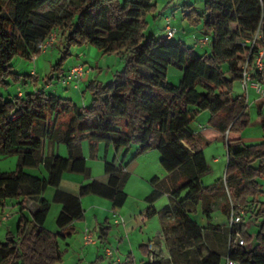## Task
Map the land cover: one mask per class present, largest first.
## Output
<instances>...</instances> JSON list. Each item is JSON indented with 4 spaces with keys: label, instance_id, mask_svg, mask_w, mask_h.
I'll return each instance as SVG.
<instances>
[{
    "label": "trees",
    "instance_id": "trees-1",
    "mask_svg": "<svg viewBox=\"0 0 264 264\" xmlns=\"http://www.w3.org/2000/svg\"><path fill=\"white\" fill-rule=\"evenodd\" d=\"M156 6L155 0H0V85H8L10 78L22 79L12 70L13 56L27 60L38 56L52 32L59 37L62 55L44 78L48 82L63 75L57 71L71 45L91 44L103 53L120 54L124 61L110 81L87 84L92 92L88 107L47 95L42 88L8 98L0 94V156H17L13 170L0 172V206L7 198L16 199L20 206L15 231L8 230L0 242V264H58L63 254L59 240L72 235L73 220L83 217L81 196L94 194L108 199L113 207L123 205L127 164L104 160L108 181L91 179L80 185L76 196L57 191L54 200L62 197L63 202L55 219L58 230L45 228L50 202L42 194L47 187L57 188L64 172L90 178L81 151L84 139L91 148L103 141L118 151L135 141L137 153L159 151L160 164L168 174L152 183L168 195L169 203L159 210L149 204L140 213L144 218L157 214L162 235L167 229L179 230L171 254L187 252L188 244L199 242L207 228L190 215L187 206L202 202L207 224L220 234L222 225L211 221V204L222 191L232 205L222 208L226 222L231 211L242 210L259 222L258 230L253 237L242 222L228 225L227 251L210 250L199 264H222L223 257L235 264H264V95L255 100L261 139L247 143L241 136L250 121L247 96L232 93L233 82L243 77L244 63L249 64L264 48V0H204L201 10L183 4L182 19L189 26H199L208 37L209 51L201 53L181 40L173 41V35H146L144 15L153 13ZM256 31L259 37L251 47L248 43ZM170 65L181 70L177 85L167 81ZM28 76L36 88L39 78ZM254 76L264 84V70ZM204 110L210 113L207 126L225 140L227 150L223 178L207 185L201 181L208 170L204 142L190 127ZM45 140L63 143L67 155L51 153L43 158ZM42 162L47 175L25 171ZM26 200H31L29 217L22 212ZM104 229L97 233L100 242L107 234ZM235 232L254 245H239ZM141 248L147 252V247Z\"/></svg>",
    "mask_w": 264,
    "mask_h": 264
},
{
    "label": "rangeland",
    "instance_id": "rangeland-1",
    "mask_svg": "<svg viewBox=\"0 0 264 264\" xmlns=\"http://www.w3.org/2000/svg\"><path fill=\"white\" fill-rule=\"evenodd\" d=\"M119 1L122 2L123 0ZM155 1L157 3L155 11L144 15L148 23L145 31L146 35H153L157 38L162 36L164 33V20L168 18L175 28L173 41L181 40L188 46H194L199 53L209 51V44L201 41L205 36L201 32L200 27L189 26L186 22V26L183 25L181 11L183 3H191L197 10H201L204 5V0ZM172 1H177L180 4L173 6L171 5ZM183 26H185V28H183ZM206 38L208 39V37ZM61 55L59 37L56 38L54 44L49 45L46 50L36 56L35 60H27L20 55H14L11 61L12 70L19 73L22 79L16 82L10 78L8 80V85L1 84L0 94L8 98L16 96L20 90L23 93L34 90L35 87L33 86L31 77L28 76L31 74L39 78L36 89L43 88L47 95L65 97L71 99V101L79 107H88L92 101V92L87 84L91 80L102 83L110 81L114 78L115 73L122 68L124 63L120 54L103 53L91 44H75L70 46L69 54L63 59L60 65L61 68L57 72L65 75L72 66L81 65L83 68L82 76L69 84L62 82L63 75L59 79L55 76L52 78L51 82L46 81L44 78L46 75H50L52 66H55V63L59 61ZM166 78L168 82L177 85L181 78V70L170 65L167 70ZM251 78L258 80L254 75H252ZM23 79L27 81L24 82ZM232 93L234 95L243 93L239 81L233 82ZM259 95L260 94L252 88H249L247 91V111L250 115V121L241 133L242 140L247 143L259 141L262 136V129L257 123L258 115L254 104V98ZM209 115V111H201L197 114L192 123H190V127L195 132L196 136L204 142L203 153L208 166L207 172L201 177V181L204 185L210 184L218 178H223L227 162L225 140L207 126ZM45 142L48 144L47 140ZM101 144L102 147H98V144L96 147L91 148L88 139L81 141V151L86 160V165L90 169V178H86L82 174L65 172L63 181L60 183V188L73 193V191H76L80 181L87 183L91 179L99 180L102 177L104 174V159L108 161L112 159L114 147L111 144L109 145L110 149L105 158L106 145L103 141H101ZM55 145L57 146V144ZM58 145H60L63 151L62 154H66L67 149L65 145L63 143H58ZM137 149L138 143L135 141L130 143L128 149H122L123 153L121 157L124 159V163L132 161L137 163L136 165H134L133 162L130 164L129 176L124 184L127 198L121 206V212L117 215V217L121 215L123 219H126L125 217H128V215L130 218L138 215L140 210L149 204L148 200H150L157 209H161L164 205L169 203L168 195L161 192L152 183L154 178L163 180L168 174L160 164L161 155L159 151L152 148L146 152L137 153ZM16 161V155L0 156V171H10L14 169ZM25 170L37 175L46 174L43 164L37 167H27ZM55 189L57 188L49 186L42 194L43 197L50 202V208L44 222L45 228L50 231L56 230L54 218L58 213V203L54 200ZM7 199V206H11L10 202L12 201L10 200L14 198ZM13 202H15V200ZM81 203L84 209L83 217L74 221L75 228L72 235L64 240H59V245L63 254L58 264H108L109 262L107 263L106 257L109 258V256L105 257L103 252L105 247L111 249L115 257H122L120 260H125V256H127L128 253H132L136 263H139L140 259L143 257L145 258L141 248V245L144 243H147V245L151 244L149 257L146 259L147 261L160 260L162 264H199L200 258L205 256L210 250L226 252L231 239L229 233L230 228L226 222L227 217L222 212V208L226 205L232 206L227 192L220 191L214 197L211 204V221L212 223L222 225L220 234L216 233L212 227L207 224L202 211L204 207L202 202H199L194 207L187 206V208L190 209V215L197 220L200 225L207 228L202 232L199 242L195 241L194 243L188 244L187 252H174L175 254H171L170 249L175 250L178 242L177 235H180V232L179 230L172 231L167 229L165 234L162 235L160 232L157 236L160 229L159 222L161 221L157 214L150 218H146L140 228L135 227L131 232H127V234L123 233L121 230L117 231L116 227L120 226L113 224V229L107 234V240L104 242V245L101 244L98 239L96 244L84 245L82 230L85 227L91 230L94 228L98 229L99 226L97 222L104 223L105 217L111 215L110 211L112 208L108 199L94 194L82 196ZM14 205L17 207L18 203H14ZM6 210L10 211L14 217L15 224L9 225L13 228V231H15L16 222L19 217V213L16 212L17 208L9 209L8 207ZM258 223L259 222L255 220L254 217L243 214L242 224L246 232L253 237L258 230ZM3 225L0 226V241L4 239ZM244 243L247 248L254 245V242ZM100 256H103V258L101 259ZM221 263L226 264V257L221 259Z\"/></svg>",
    "mask_w": 264,
    "mask_h": 264
},
{
    "label": "crops",
    "instance_id": "crops-1",
    "mask_svg": "<svg viewBox=\"0 0 264 264\" xmlns=\"http://www.w3.org/2000/svg\"><path fill=\"white\" fill-rule=\"evenodd\" d=\"M178 4H180L179 2H177V1H172V3H171V5H178ZM183 4H185V3H183ZM182 9V8H181ZM182 21H183V25H185L186 26V24H185V20L184 19H182ZM171 25H172V23H171ZM173 26V25H172ZM185 26H183V28H185ZM174 35V34H173ZM200 40V39H199ZM201 40H203V39H201ZM195 50H196V48H195ZM40 88H35L34 90H36V91H38ZM43 89V88H42ZM19 94H23V92L20 90V91H18V93H17V95H19ZM257 97L258 96H256V98H254V104H255V100L257 99ZM257 123L259 124V117H258V120H257ZM46 141V140H45ZM102 147V144L101 143H99V146L98 147ZM109 149H110V147H109V145H106L105 146V152H106V154H105V158H106V156L108 155V152H109ZM62 149L60 148V145H58L57 144V146L54 144V143H49V144H47L46 142H45V144H44V149H43V155H42V157L43 158H45V157H47V156H49L51 153H57V154H59V155H61V156H66L67 155V153L66 154H62ZM122 149H119L118 151H115V149H114V155H113V157H112V159L114 158V160H115V162L116 163H121L122 165H124V164H127L126 165V170L127 171H129L130 170V164H132V162H133V164L134 165H136L137 163L135 162V161H132V162H128V163H124V159H122ZM1 157H4V156H1ZM111 159V160H112ZM104 160H106V159H104ZM16 164V163H15ZM40 164H43L44 165V163L42 162V163H40ZM39 164V165H40ZM133 165V166H134ZM16 166V165H15ZM44 168H45V171H46V174L45 175H47V169H46V167H45V165H44ZM13 170V169H12ZM4 171V170H3ZM3 171H0V172H3ZM11 171V170H10ZM26 171V170H25ZM27 172H29V171H27ZM104 172V171H103ZM29 173H31V172H29ZM65 173V172H64ZM64 173L62 174V177H61V181H60V183H62V181H63V176H64ZM33 174V173H32ZM35 175H37V174H35ZM45 175H38V176H45ZM77 179H79V178H77ZM94 180H96V179H94ZM97 181H99V182H102V183H106L107 181H108V176L104 173L103 175H102V177L99 179V180H97ZM79 182V181H78ZM89 182V181H88ZM86 182H82V181H80L79 183H78V186H77V188H76V191H73V193H71V192H68V191H66L65 189H63V188H60V184H59V186L57 187V189H55V193L57 192V191H61L62 193H67V194H71V195H73V196H76L77 195V192H78V189H79V187H80V185H82V184H85ZM55 195V194H54ZM43 196V195H42ZM82 197V196H81ZM81 197L79 198V200H80V205H81V209H82V214H84V209H83V206H82V203H81ZM62 198V197H61ZM61 198H58V200H55L57 203H58V207H57V211H58V213L62 210V207H63V202H62V199ZM15 200V202H13ZM10 201H12V202H10L11 203V206H7V204H8V199H4L3 201H2V206H0V226H2L3 224V238H4V236H5V233L9 230V231H13V228H11L10 227V225L9 224H11V225H13V224H15L14 223V217H13V215L11 214V212L10 211H7L6 209L9 207V209H13V208H17V211L16 212H18L19 213V209H20V206H19V204H18V206L17 207H15V205H14V203H17V200L16 199H11ZM148 202H149V204H153L150 200H148ZM111 203V202H110ZM124 204V203H123ZM148 204V205H149ZM14 205V206H13ZM147 205V206H148ZM154 205V204H153ZM165 206V205H164ZM111 217L109 216V217H105V219H104V223H99V222H97L98 223V229H96V228H94L93 230H94V232H95V234L97 235V233H99V228L100 227H103V229L104 228H106L107 226L109 227L108 229H104V231H107V234L111 231V229H113V224H117V225H119L120 227H116V230L117 231H119V230H121L123 233H126L127 234V232H131V230H133L135 227H141V224L144 222V220L146 219V218H144L142 215H141V210H140V212H139V214L138 215H135L133 218H130L129 217V215H128V217H125L126 219H123V217L121 216V215H119V217H117V215L121 212V206L120 207H113L112 205H111ZM156 208V207H155ZM157 209V208H156ZM157 210H159V209H157ZM32 211V209H31V200H26L24 203H23V210H22V212L27 216V217H29V214H30V212ZM58 213L56 214V216L58 215ZM56 216H55V218H54V220L56 219ZM159 220H160V218H159ZM17 221H18V219H17ZM74 221L75 220H73V222H72V224H71V226H72V228L74 229L75 228V224H74ZM160 223V229H159V231H158V234H157V236L159 235V233L161 232V221L159 222ZM54 224L56 225V223L54 222ZM16 226H17V222H16ZM85 228H87V227H85ZM84 228V229H85ZM84 229L82 230V239H83V231H84ZM58 230V227L56 226V230L55 231H57ZM55 231H53V232H55ZM105 235V236H103L102 238V240L103 241H101L100 243L101 244H103L104 245V242L107 240V236L108 235ZM2 241H4V239L2 240L1 239V241L0 242H2ZM149 242V241H148ZM99 243V244H100ZM83 244L84 245H90V244H85L84 242H83ZM96 244V243H95ZM144 247H147V243H144V244H142ZM106 248V247H105ZM105 248H104V255H105V257L107 256L106 254H105ZM147 249V252H146V250H143L142 251V253H143V256H145V258L143 259H140V262L139 263H136V260H135V257H134V255L132 254V253H128V255L127 256H125V260H127L128 262H129V260L132 262L131 264H142V263H145L147 260V258L149 257V250H148V248H146ZM98 251V250H97ZM99 252V251H98ZM119 259L121 258L122 259V257H119V256H117ZM100 258L102 259L103 258V256H100ZM106 259H107V263L108 262H110V258H108V257H106Z\"/></svg>",
    "mask_w": 264,
    "mask_h": 264
},
{
    "label": "built area",
    "instance_id": "built-area-1",
    "mask_svg": "<svg viewBox=\"0 0 264 264\" xmlns=\"http://www.w3.org/2000/svg\"><path fill=\"white\" fill-rule=\"evenodd\" d=\"M164 34L166 38H170L175 33V28L171 26L170 19L165 18L164 20ZM259 37L258 31L255 32L253 38L249 41L248 44L252 47L256 38ZM57 38L55 32H52L49 38L43 42L41 45V50L44 51L48 48L49 45H52ZM203 43L207 42V38L204 37L201 40ZM36 55L31 57V60H35ZM264 70V48L258 50V52L253 56L252 61L248 64L244 63V71L243 77L240 80V86L242 91L247 96V91L249 88L254 89L260 96L264 95V84H262L259 80L252 79L251 76L256 72ZM83 68L81 65L72 66L69 71L63 76L62 82L65 84H69L79 79L82 76ZM243 211L241 210L239 213H235L231 211L228 217V225L231 227L237 223L242 222ZM234 241L239 245H244V239L239 236L238 232H235ZM83 242L85 244H95L97 242V235L95 232L89 228H85L83 231ZM148 250H151V244L147 245ZM105 254L109 256L110 262L108 264H129L127 260H120L118 257L114 256V253L111 249L105 248ZM226 264H235L233 261L226 260Z\"/></svg>",
    "mask_w": 264,
    "mask_h": 264
}]
</instances>
